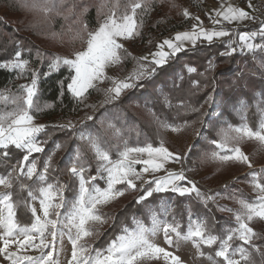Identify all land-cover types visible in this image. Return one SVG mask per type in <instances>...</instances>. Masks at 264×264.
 <instances>
[{"label":"snow or ice","instance_id":"obj_1","mask_svg":"<svg viewBox=\"0 0 264 264\" xmlns=\"http://www.w3.org/2000/svg\"><path fill=\"white\" fill-rule=\"evenodd\" d=\"M170 3L171 7H176L174 0H170ZM18 4L28 11L42 13L45 22L51 21L53 14L65 19L75 14V0H18ZM153 5L154 0H102L97 7L98 27L90 30L87 23H81L75 33V37L86 47L74 51L71 57L53 54L48 58L49 71L66 65L74 72L70 73L66 88L78 102H83L85 95L90 89H95L98 83L109 81L111 86L102 89L105 99L100 103L103 106L117 101L126 90L141 87L143 81L151 79L158 70L176 59L187 45L195 47L198 41H207L211 45L217 39L229 38L227 50L222 54L225 56H232L237 51L234 45H239L241 51L247 50L255 54L259 50L264 53V20H260L256 31L236 32L235 29L225 28V22L229 25L244 24L258 18L245 7L222 3L220 8L213 10L215 16L210 17L214 25L212 29L203 27L200 17L196 16V23L192 25L191 30L176 32L174 37L157 43L156 50L148 56L134 58L137 59V67L128 76L123 79L109 77L106 69L121 64L131 55L120 40L141 35L143 17L152 11ZM61 7L64 11L58 10ZM247 8H253L251 0H248ZM87 11L88 9L84 8L80 15L83 16ZM182 15L186 18L192 16L187 9H183ZM69 31H72L71 27ZM51 35L55 38L58 34ZM234 36L238 39H232ZM257 37L259 42H256ZM37 57L43 60V53L38 51ZM29 63V60L22 58L21 50H16L11 59L0 63V68L18 70L20 75L26 71L31 72L30 83L18 86L17 93H12L10 89H0V104L12 106L11 110H0V157H9L12 150L10 146L24 153L22 159L13 165L7 174L0 175V186L7 190L0 192V264L5 261L7 264H59L57 242L62 241L65 235L72 246L67 264H152L153 260L161 258L167 264H186L180 256L154 242L152 238L161 231L169 247H178L181 241H191L199 256L205 255L203 248L213 249L214 245L217 246L214 256L219 258V264H241V261L256 264L252 256L253 251L261 257L260 264H264V252H261L260 245L254 243V239L260 237L254 228L249 226L250 222L257 218L264 221V183L259 180L264 174V167L253 169L249 155L240 147L243 141L254 139L259 141L264 149V118L260 120L257 130H253L247 123L237 126L229 124L226 129H219V139L210 141L216 150L205 154L207 159L221 164L238 162L247 165L251 170L249 174L253 178V189L258 193L253 202L238 200L240 209L234 216L237 226L229 229L226 235L221 238L212 234L205 219L193 220L191 209L188 210L187 229L183 232L175 216L172 222H164L158 218L155 211L149 209L151 227H145L141 221L134 218L133 230L124 228L122 234L113 239L107 248L94 249L88 240L99 235L100 226L107 223L106 215L100 211L101 207L123 196L128 190L141 192L136 201L138 204L145 203L154 194L171 192L180 196L195 194L201 203L207 205L209 201L215 200L218 193H202L193 181L188 180L183 167L179 171L165 167L170 160L182 164L196 151L195 144L189 145L184 153L170 151L165 147L163 140L158 147L151 143L142 147H131L127 141L106 147L102 133L88 136L81 134L79 137L85 142V151H90L96 161L97 175L89 174L91 164L85 151L77 149L67 169L69 183L48 182L49 170L53 169L52 155L44 162L42 171H38L35 159L29 162L33 153L44 151L43 145L47 143L39 139L40 134L46 131V126L35 124L32 115L33 110H40L35 101L39 73L37 70H30ZM214 69L215 63L210 60L206 72ZM187 71L195 73L197 69L188 67ZM61 83L63 95V82ZM193 85L199 87V82L193 81ZM164 102L171 106L167 96L164 97ZM210 102H214L211 95L205 103ZM90 107L95 108L96 105ZM178 107L185 108L198 118L206 115L201 112L203 105L197 108L182 101ZM244 107L241 104L238 111L243 112ZM261 111L264 112V109ZM87 119L92 120L93 117L88 116ZM156 122L160 127L173 132H180L196 123H200L201 128H207L210 132L215 127L205 125L202 119L191 123L185 121L182 125L169 124L158 118ZM104 123L101 122L102 127ZM54 127L74 131L76 126L69 121ZM112 129H115V125L107 123L105 130ZM195 134L201 136L202 132L196 131ZM114 135L119 137V129H115ZM60 147V144L56 145L57 149ZM113 151L116 152V159H112ZM145 155L147 158H144ZM138 164L143 165L139 171L136 168ZM161 170H164L165 174L156 176ZM144 174H149L152 178L145 179ZM98 178L105 181L106 187L96 185ZM25 180L39 186L33 188L25 183ZM137 181L140 183L137 184ZM185 181L187 186L183 183ZM14 185H19L21 192L26 191L27 197L14 201ZM68 187L75 189L74 199L70 202L64 197ZM35 201H38L39 208L35 206ZM21 205L31 214L29 223L21 224L17 220V208ZM218 207L223 211H233L226 206ZM61 209L65 211L62 212ZM164 211L167 213L171 209L165 208ZM234 241L241 243L234 246ZM249 248L252 251H249ZM33 251L38 254H28ZM237 255L239 259L234 258ZM208 258L212 259V256L209 255Z\"/></svg>","mask_w":264,"mask_h":264},{"label":"trees","instance_id":"obj_2","mask_svg":"<svg viewBox=\"0 0 264 264\" xmlns=\"http://www.w3.org/2000/svg\"><path fill=\"white\" fill-rule=\"evenodd\" d=\"M165 1L168 2L167 4H170L167 11H163L162 8V4H164L163 2ZM101 2L102 0H75V14L68 19L53 14L52 24H45L37 21L36 15L26 19L22 14H18L19 19H14L16 22H14V20L9 21L4 18L2 14L0 15V63L11 59L15 51L20 48L22 51V58L32 62L33 67H35L39 73L37 84L38 91L35 101L40 110H33L32 115L35 120L46 123L44 124L46 126V131L40 134L39 139L41 141H47V143L43 145V152L33 153L30 158L36 159L37 166L41 168L48 156L52 155L53 169L49 170L48 182L55 183L59 180L67 182L66 172L71 159L75 157L77 149L85 151V142L79 139L81 134L88 136L102 133L104 141L106 142V147L118 145L122 141H127L128 145L131 147L144 146L147 143L156 146L160 143L159 138L161 136L163 137L160 126L156 122V118L173 125H182L185 121L190 123L195 120L197 116L193 115L185 108L178 107V105L183 101L191 106L199 108V105L206 96L213 89L218 87L220 81H224V83L228 85L227 88L222 91V96L219 94L220 98L223 99V97H225L226 101L230 102V104H234L233 102L241 98L240 101H242L245 107L242 113L238 110L235 113V107L237 105L232 108L231 106L225 108V111L223 110L222 114L216 118V120L212 121L211 125H215V127L209 132V137L211 139H218V130L226 128L225 126L228 123L233 125L247 120L250 126L256 125V119L253 117L251 111L255 108V102L257 101L254 94L257 92H255L254 89L255 87L259 88L260 85L258 87L256 83L254 86V84L252 85L248 82L247 77L250 75L249 72L243 74L245 77L244 80L241 79L240 75H236V72L240 71L241 67L247 69L254 67L257 73L263 74L260 72V67L258 66V68H255V66L256 63H259L257 60L260 55L264 53L258 50L255 54L247 51H244V53L237 51L232 54V56L222 55L220 51L227 47V40L229 38L215 41L211 45L200 43L195 47L186 48L182 53L178 54L176 59L171 60L167 66L158 70L151 79L143 81L141 87L126 90L120 98L112 104L101 106V103H99L100 96L104 94L102 89H106L111 85L109 81L98 83L95 89H90L85 95L83 102H78L74 99L66 88L70 73L73 74V71L66 65H62L58 70L49 71L47 66L48 58L53 54L60 56L68 55L70 50L67 49L62 42H69L71 49L80 48L84 44L79 38L75 37V33L80 28L81 23H87L90 30L96 26L98 23L97 7ZM174 2L176 4V10L173 11L174 7H171L170 0H154L152 11L143 17L141 35L130 40L144 47H152L157 38L180 29H189L193 24L192 18H186L182 15V0H174ZM16 3H18V0L12 4L16 5ZM84 8H87L88 11L81 16L80 13ZM198 9H202L201 5ZM58 10L64 11L62 7ZM69 27L72 29L71 32L69 31ZM251 27L253 26L248 24L243 27L235 28V31H246L252 29ZM255 27H257V25ZM20 31H24L27 35ZM52 33H57L58 35L53 38L51 35ZM51 42L56 45L57 49L43 46V44L48 45ZM256 42H259V37H257ZM124 48L126 50L128 49V47ZM38 51L43 53V60L37 57ZM257 53L259 55L253 57ZM262 57L264 59V56ZM127 58L120 64L122 70L129 68L131 61ZM210 60L215 63V69L214 71L206 72ZM186 63L193 65L197 71L195 73L187 72L183 67ZM44 73L49 74L44 75ZM234 75H236V80L232 81ZM19 78L20 73L18 70L0 68V89H10L12 93H17L18 86L21 85L19 83ZM249 78L251 79V76ZM258 80L259 79H257V81ZM193 81H198L199 87L194 86ZM61 82H63L64 88L63 95H61ZM258 82H260V80ZM165 96L171 101V106L164 102ZM91 105H96V107H90ZM11 107V105L5 106L4 104H0V110H11ZM88 116H92L93 119L88 120ZM74 117H77L73 122L76 126L74 131L61 130L58 127H54L63 123H50L52 121L69 120ZM102 121L105 122L103 127L101 124ZM109 122L115 125V129H119V137L114 135L115 129L105 130ZM164 139L167 141V138ZM168 142L169 140L167 143ZM57 144H60L62 147L57 149ZM205 146L206 144L202 141L196 144V151L187 159L189 164H192L195 160L198 161V159L204 161L202 160V150ZM10 147L12 150L9 157L7 159L0 157V175L7 174L11 167L16 165L23 157L24 153L22 150H17L14 146ZM85 155L91 164L89 174L93 176L97 175L96 161L92 153L90 151H85ZM111 155L112 159L117 158L115 151H113ZM24 182L31 185L33 188L39 186L38 184H33L32 181L25 180ZM95 183H98L101 187L105 185L104 180L99 178ZM71 188L70 190H66L69 192L70 196L74 194L72 191L74 187ZM12 191L14 201L27 197V192H21L19 190V185H14ZM130 194L134 195L124 200L123 206L116 210L119 212L113 214L112 225L114 224V226L109 227L106 232H103L97 240L98 243L100 241H105L112 232L118 229L119 224L116 221L118 216H125L126 214H123V212H125L126 209L127 211L133 212L130 208L132 205H135L134 202H136L135 190L126 191L122 197L126 198ZM159 197L160 196L156 195L149 198L145 202L150 204L147 209L154 208V204H156L155 202ZM115 201L104 210H114V208L117 207ZM198 207L199 206L196 208ZM139 213L141 216L144 214L146 215V208H139L138 214ZM30 215V212L22 205L17 208V220L21 224L29 223ZM180 216L181 220L184 221L185 214L183 213ZM257 221L264 225V221L259 219H257ZM256 232L260 239H254V243L264 244L263 228H257ZM97 246H99V244L96 245V247ZM261 252H264V248L261 249ZM252 256L256 264H260L261 257L254 251L252 252Z\"/></svg>","mask_w":264,"mask_h":264},{"label":"rangeland","instance_id":"obj_3","mask_svg":"<svg viewBox=\"0 0 264 264\" xmlns=\"http://www.w3.org/2000/svg\"><path fill=\"white\" fill-rule=\"evenodd\" d=\"M16 1L17 0H6V1L0 0V15L2 14L3 17L9 21H11V20L13 21L14 19L18 20L19 19L18 14L19 15L22 14L26 19L32 18L36 15L37 21H40L41 23L42 22L45 24H48V23L52 24L53 23L52 19L49 22H45L43 19L42 13H38L35 11H28V10L20 7L18 3H16V5H13L12 3L16 2ZM163 3H164V4H162L163 11H167L169 9L170 4H167L168 3L167 1H165ZM181 5H182V7H181L182 10L187 9L192 14V16H191L192 19H193V15L196 12H204L205 11L203 0H182ZM200 5H201L202 9L199 10L198 7ZM174 10H176L175 7L173 8V11ZM255 10L257 11L256 8H255ZM258 16L260 17V15H258ZM2 20H4V19H2ZM16 20H14V22H16ZM96 27H98V23L96 24V26L93 29H95ZM258 27H257V29H258ZM184 29H188V28H184ZM257 29H255L253 31H256ZM20 32L27 35V33H25L24 31H20ZM173 32H175V31H173ZM173 32H170L169 34H167L163 37L157 38L154 41L155 42L154 46H152V47H149V46L144 47L143 45H138L139 43L133 42L130 39H128V40L121 39L120 43H122L124 45V47H128L127 52L131 54L130 56H128V58L131 61L129 68L122 70L120 64L110 66L109 68L106 69V74L108 76L115 77L118 79H123L124 77L128 76L137 67V59H134V58H139L142 56H148L150 53H152L156 50L157 43H160L164 39H166L168 36H171V34ZM232 39H238V37L234 36V37H232ZM62 43H64L66 48L70 50L66 57H71L72 53L74 51L82 50L84 47H86V45L83 44L80 48L71 49V45L69 42H67V43L62 42ZM59 45H61V44H59ZM43 46L46 48L57 49L56 45L52 42L49 43L48 45L43 44ZM234 46L237 47V51L240 53H244V51H247V50L241 51L239 48V45H234ZM17 50H21V49L18 48ZM226 50H227V47L223 48L220 51V53L223 54ZM257 55H259V54L257 53L253 57H255ZM262 56H264V54L260 55L259 59L257 60V62H259V63H256L255 68L256 67L258 68V66H259L260 72L263 74L257 73L254 70V67L249 68V69H247L245 67L244 68L241 67V70L236 72V75H240L242 80L245 79L243 74L245 72L246 73L249 72L250 75L247 77L248 82L252 85L254 84V86L256 85V83L258 84V87L260 85L259 88L255 87V89H254V91L257 92V93H254L255 99L257 98V101L255 102V108L252 109V111H251L253 114V117L256 119L255 120L256 125L250 126L246 120V121H241L240 123H237V124H233V126L240 125L241 123H247L253 130H257L260 120L262 118H264V112L261 111L262 109H264V79H263L264 78V67H262V65H264V59ZM23 59H25V58H23ZM257 64H259V65H257ZM119 66H120V68L118 69ZM183 67L187 71L188 67H194V66L186 63V64H184ZM28 68L30 70H37V69H35V67H33L32 62L29 63ZM73 74H74V72H73ZM236 75H234V78L232 81L236 80ZM250 76H251V79L249 78ZM19 79H20L19 83L21 85L30 83L31 72L26 71L23 75H20ZM257 79H259L260 82H258L259 80L257 81ZM227 86L228 85L226 83H224V81H220L218 83V87L216 88L217 90L213 89L206 96V98L203 100V102L199 105V107L201 105H203L201 112L206 113V115H202L199 118L196 117L195 120L202 119L205 125H211L212 121L216 120V118H218L222 114L223 110L225 111V108H229L230 106L232 108V107H235L237 105L235 107L236 110L234 109L235 113L237 112L240 105L243 104L242 101H240L241 98L237 99L235 101L236 102L235 104H230V102L226 101L225 97H223V99H222L219 96V94L221 95L222 91L224 89H226ZM209 95H211L213 97L214 102L205 103V101L207 100ZM100 97L101 98L99 99V103L102 102L103 99H105V94H103ZM258 100H260V101H258ZM249 110H247V111H249ZM240 113H242V112H240ZM76 118L77 117H74L72 119L64 120V121H54V122L52 121L50 123L67 124L69 121H71L73 123L76 120ZM225 120H227V119H225ZM34 123L35 124H43V125L46 124L42 121L35 120V118H34ZM229 124L230 123L226 124L225 127L227 128ZM160 131H161V134L163 135V137L161 136L159 138V140L160 141L163 140L165 147H167L172 152L184 153L187 151L189 145H191V144L196 145L200 141H202V142H204V144H206V146L202 150V152H203L202 160H204V161H201V159H198V161L195 160L192 162V164H189L187 159H186L183 161L182 164H178V163H175V162L170 160L165 165V167L169 170H176V171H179L180 168L183 167L185 169V175L187 176L188 180L193 181L197 185V187L201 190L202 193L213 194V195L218 193V195H216V198L214 201H209L207 203V205H205V204L201 203L196 198L195 194H192L190 196L189 195L180 196L178 193H171V192L164 193V194H154V196L158 195L160 197L157 198V201L155 202L156 204H154V208H152V210L155 211L156 214L158 215V218L164 222H172L173 216H175V219L177 221H179V223L181 224V231L183 232V231H186V229H187V226L189 223L188 210L191 209L193 220H195L197 218L205 219L207 221L208 227L212 231V234H215V235L222 238L224 235L227 234L229 229L237 226L234 216H235V212L240 209V205L238 203V200L245 199L248 202H253L255 200L256 196L258 195V193L256 191H254V189H253V183H252L253 178L249 174L251 170L247 167V165L241 164L238 162H229L227 164H221L217 161L207 159L205 157V154L211 153L212 151H215L216 149L212 145V143L210 142L212 140L209 137L210 131H208L207 128H201L200 123H196L192 127L185 128L180 132H173L170 129H165L162 127H160ZM196 131H201L202 135L197 136L195 134ZM164 138H167V141L169 140V142L167 143V141ZM218 139H219V137H218ZM158 146H159V144L154 146V147H158ZM240 147L242 148V150L247 155H249V157L252 161V164H253V169L259 170L260 168L264 167V149L261 148L259 141L254 140V139L253 140H245L241 143ZM144 158H147L146 155ZM32 159H34V158H29V162ZM142 167H143L142 164L136 165V168L138 171ZM37 168H39V167L37 166ZM42 170H43V167L38 169V171H42ZM164 174H165L164 170H161L159 173H156L155 175L161 176ZM66 176H67V182L60 181V180L58 182L62 183V184H68L69 183L68 172H66ZM144 178L150 180L152 177L149 174H144ZM56 180H58V179H56ZM259 180L261 183H264V174H262L259 177ZM50 183H53V182H50ZM104 183H105V181H104ZM136 183L139 184L140 182L137 181ZM183 183L185 184V186H187V181H185ZM96 185L98 187H101V185H99L98 183H96ZM103 187H106V183ZM103 187H101V188H103ZM119 187H121V186H119ZM70 189H72V188L71 187L66 188L65 193H64L65 199L69 202L72 201L74 199V196H75V189L72 190L74 193L72 196H70L69 192L66 191V190H70ZM5 191H7V190L4 189L2 186H0V192H5ZM67 192H68V194H67ZM135 194H136L135 201H137V198L139 197L141 192L139 190H135ZM131 195H134V194H130L126 198H123L121 196L118 199H116L115 205L117 207L114 208V210L113 209L111 211L104 210L109 205H111L112 202L101 207L100 211L106 215L107 223L100 226V234L99 235H95L88 240V243L92 246V248L101 249V250L105 249L108 247L109 243L113 239H115L117 236L122 234V230L124 228H127L129 230H133L135 228V224L133 222L134 218L136 220L141 221L145 225V227H151L150 212H149V209H147V208H149L150 204L149 203L138 204L137 202H134L135 205H132V207L130 208L131 211H133V212L127 211V209H126V211L123 212V214H126L125 216H118V218L116 219V221L119 224L118 229L115 230L114 232H112L110 234V236H108L105 241H103V242L100 241L98 243L97 240L103 234V232H106L109 227L114 226V224L112 225L113 216H114L113 214L119 212L116 210L120 209L123 206V201L126 200L127 198H129ZM34 203H35V206L37 208H39L38 201H35ZM197 206H199V207L196 208ZM218 206H226L227 208H230L233 211H231V212L223 211V210H220V208ZM137 207H139L141 209L146 208V215L144 214L143 216H141L140 213L138 214L139 208H137ZM165 208H170L171 211L165 213V211H164ZM61 211L63 212V211H65V209H61ZM136 211H137V213H136ZM183 213L185 214V220L184 221L181 220V216H180ZM257 219H254L253 221H251L249 226L253 227L255 231L257 230V228H263V231H264V225L262 223L258 222ZM152 239L159 246L165 247L168 251H172V252H174V254L180 256L181 259L186 262V264H219V258H216L214 256V249L217 247L215 245L213 246V249H208L206 247L203 248L202 250L204 251L205 255L199 256L197 254V250L195 249V247L193 246L191 241H181L179 243L178 247H176V246L169 247L164 240V235H163L162 231L158 232L157 235L155 237H153ZM240 243L241 242H239V241H234V246L238 245ZM98 244H99V246L96 247V245H98ZM257 244L260 245L261 249L264 248V244H261V243H257ZM71 247H72L71 241L68 239L67 235H65L63 237L62 241L58 240V242H57V252H58L57 258L59 260V264H67V261L71 256ZM245 247H247V246L245 245ZM249 251H251L250 248H249ZM28 254L36 255L38 253L33 251V252L28 253ZM209 255L212 256V259L208 258ZM234 258L239 259V256L237 255ZM4 264H7V261H5ZM152 264H167V262L164 261L163 258H161L159 260H153ZM241 264H246V262L241 261Z\"/></svg>","mask_w":264,"mask_h":264},{"label":"crops","instance_id":"obj_4","mask_svg":"<svg viewBox=\"0 0 264 264\" xmlns=\"http://www.w3.org/2000/svg\"><path fill=\"white\" fill-rule=\"evenodd\" d=\"M203 1H204L205 11L204 12H196L193 15V19H192V23L193 24L196 23L194 17L199 16L200 17V20L203 22V27H205L206 29H212L214 27V25H213L212 19L210 17H214L215 16V12L213 10L220 8L221 4L223 3L225 5H227V4H233V5H236V6L245 7L246 10H248L252 15H254V16H256L258 18L256 20L248 21V22H246L244 24H236V23H233V24L229 25V24H227L225 22V24L223 25L225 28L235 29L237 27H243V26H246V25L250 24V25L253 26V27H251L252 29L246 30V31H253V30L257 29V27L259 26V16H258L259 14L255 10L254 6L251 9L247 8V2H248V0H203ZM251 3L253 5L252 0H251ZM256 25H257V27H255ZM191 27L189 29H180L178 31H175V32H173L171 34V36H168L167 38L174 37V35H175L176 32L191 30ZM216 27H219V26H216ZM241 32H243V31H241ZM222 39H224V38L217 39L215 41H220ZM200 43L208 44L207 41H198L197 42V44H200ZM189 47H193V46H191L189 44V45H187L186 48H189Z\"/></svg>","mask_w":264,"mask_h":264},{"label":"built area","instance_id":"obj_5","mask_svg":"<svg viewBox=\"0 0 264 264\" xmlns=\"http://www.w3.org/2000/svg\"><path fill=\"white\" fill-rule=\"evenodd\" d=\"M252 2L260 15L259 17V23H260V20H264V0H252Z\"/></svg>","mask_w":264,"mask_h":264}]
</instances>
